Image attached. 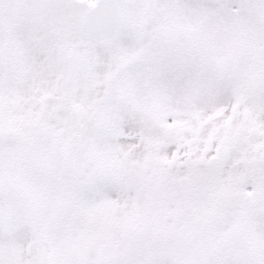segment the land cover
Returning <instances> with one entry per match:
<instances>
[{"label": "snow or ice", "instance_id": "obj_1", "mask_svg": "<svg viewBox=\"0 0 264 264\" xmlns=\"http://www.w3.org/2000/svg\"><path fill=\"white\" fill-rule=\"evenodd\" d=\"M0 264H264V0H0Z\"/></svg>", "mask_w": 264, "mask_h": 264}]
</instances>
